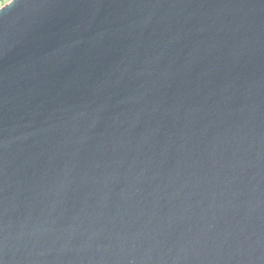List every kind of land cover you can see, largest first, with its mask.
<instances>
[{"label": "water", "instance_id": "95a60500", "mask_svg": "<svg viewBox=\"0 0 264 264\" xmlns=\"http://www.w3.org/2000/svg\"><path fill=\"white\" fill-rule=\"evenodd\" d=\"M0 264H264V0L0 8Z\"/></svg>", "mask_w": 264, "mask_h": 264}, {"label": "rangeland", "instance_id": "374dc122", "mask_svg": "<svg viewBox=\"0 0 264 264\" xmlns=\"http://www.w3.org/2000/svg\"><path fill=\"white\" fill-rule=\"evenodd\" d=\"M11 2H12V0H1V2H0V8H2L5 5H8Z\"/></svg>", "mask_w": 264, "mask_h": 264}, {"label": "trees", "instance_id": "16d2710c", "mask_svg": "<svg viewBox=\"0 0 264 264\" xmlns=\"http://www.w3.org/2000/svg\"><path fill=\"white\" fill-rule=\"evenodd\" d=\"M0 2H1V0H0Z\"/></svg>", "mask_w": 264, "mask_h": 264}]
</instances>
